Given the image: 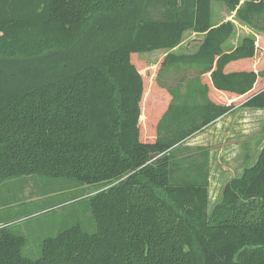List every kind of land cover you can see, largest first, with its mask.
<instances>
[{"label":"trees","instance_id":"trees-1","mask_svg":"<svg viewBox=\"0 0 264 264\" xmlns=\"http://www.w3.org/2000/svg\"><path fill=\"white\" fill-rule=\"evenodd\" d=\"M211 1L0 0V185L40 175L70 189L0 215V264H264V146L210 209L207 149L179 153L232 105L264 109V48L246 36L225 51L234 25L213 26ZM219 1L264 29V0ZM187 30L203 34L194 53L168 52L148 76L133 61ZM179 65L197 72L176 100L158 75ZM83 200L93 231L74 222L25 253L21 217Z\"/></svg>","mask_w":264,"mask_h":264},{"label":"rangeland","instance_id":"rangeland-1","mask_svg":"<svg viewBox=\"0 0 264 264\" xmlns=\"http://www.w3.org/2000/svg\"><path fill=\"white\" fill-rule=\"evenodd\" d=\"M221 5L226 6L225 3L212 1V20L215 21V16L219 14ZM235 16L237 17L236 13ZM226 20L231 21L229 19ZM238 21L237 23L241 21L246 26L236 27V34L233 38L234 43H240L244 37L251 36L255 38V42L261 51L264 48V29L253 27L241 19ZM258 25H264V14L260 18ZM201 41V35L187 30L183 33L182 41L176 48L174 47L171 50L157 49L140 53L133 61L138 63L139 67H143L142 71L146 76L154 75L156 64L163 59L166 53L172 52L177 55L194 53ZM196 72L197 70L184 65L164 67L158 75V80L170 88L174 96L176 94V100H178L180 97L178 94H182V89L185 87L184 83L187 81L184 78L194 77ZM236 112H230L226 115V124L224 125L221 122L218 132H216V127H213L212 132L208 133L209 135H214L210 146L207 142L208 136H200V138L198 136L199 140L186 139L185 143L187 140L188 142H193L189 146L184 145V142L179 144L181 149L179 153L182 152L186 156L191 152H195L197 147H202L194 143L201 145L206 143L205 146L209 150L207 155L209 209L219 203L221 196L225 193V184L228 180L239 175L244 166L256 163L258 154L264 146V109L252 111L243 108ZM215 136L217 140L214 139ZM182 147H184L183 150ZM99 187L98 185H85L83 189L85 193L91 194L94 190H98ZM69 190L66 181L53 180L40 175L23 176L7 180L0 185V206L9 202L11 204L1 206L0 215L4 216L5 213H14L20 210H27V208L34 210L55 204L65 196H68ZM29 193H31V198H26ZM74 222H80L88 231L94 230L85 200L82 202L70 201L64 204H56L45 211H38L37 213L21 217L18 228H21L27 236L28 244L33 248L31 252L25 251V253L33 258L37 257L39 244L44 237L51 236L59 228Z\"/></svg>","mask_w":264,"mask_h":264},{"label":"crops","instance_id":"crops-1","mask_svg":"<svg viewBox=\"0 0 264 264\" xmlns=\"http://www.w3.org/2000/svg\"><path fill=\"white\" fill-rule=\"evenodd\" d=\"M213 1V0H212ZM212 1H211V13H212ZM215 1H219V0H215ZM219 2H222V4L224 3L223 1H219ZM226 5V4H225ZM227 6V5H226ZM226 6H224V5H221V7H219L220 8V10H219V14L218 15H216L215 16V21L214 20H212L211 19V23L213 24V26H215V25H217L218 23H220V22H222V21H224V20H226V19H229V20H231L232 22H233V24H234V33H233V36L224 44V49H225V51H228V50H230V49H232V48H234L238 43H234V41H233V38H234V36H235V34H236V27H238V26H240V27H243V25L244 26H246L244 23H242L241 21H240V19L239 18H237L236 16H235V12H234V10H231L228 6L226 7ZM216 20H218L217 22H216ZM240 22H239V21ZM237 21L239 22V23H237ZM197 34H199V35H201L202 36V38H203V34H200V33H197ZM176 48V47H175ZM174 49V48H173ZM184 79H186L187 81L189 80V81H195L196 82V79H194V77H189V78H184ZM182 80V79H181ZM206 81V78H203L202 79V82L204 83ZM180 82V81H179ZM201 84V83H200ZM184 89H182L183 91H182V94L181 95H183L184 94V92H185V89H186V87H183ZM195 88H196V86H195ZM233 95H229V94H226L225 93V95L224 96H222V102H224V104H228V102L230 103V99H232L233 97H232ZM183 100V98L181 99V101ZM202 101V99H201V97L200 96H197V97H189L188 99H187V102H188V104H190V105H195V104H197L198 102H201ZM246 109V110H256V109H253V108H249V107H243L242 106V102L241 103H237V104H234V105H232L231 106V108H230V110L229 111H227L226 113H224L223 115H221V116H219L218 118H216L215 120H213L211 123H209L207 126H205V127H202L200 130H198L197 132H195L193 135H191L190 137H189V139L188 140H190L191 138H193V139H195V140H199V138H200V136H208V139H207V142H208V144H209V146L212 144V140H213V136L214 135H209L208 133L209 132H212V128L213 127H216V132H218V129L220 128V123L221 122H223V124L225 125L226 124V121L225 120H227L226 119V115H228L230 112H235V111H237V112H239L240 110H242V109ZM236 112V113H237ZM226 130V129H225ZM197 133H199V134H197ZM198 136H199V138H198ZM214 139H216L217 140V137L215 136L214 137ZM188 140H187V142L185 143H183L184 145L186 144L187 146H189V145H192L193 144V142H188ZM194 144H197L198 146H202V147H207V146H205L206 145V143H204V144H198V143H194ZM207 149V148H206ZM207 151H209L208 149H207Z\"/></svg>","mask_w":264,"mask_h":264},{"label":"water","instance_id":"water-1","mask_svg":"<svg viewBox=\"0 0 264 264\" xmlns=\"http://www.w3.org/2000/svg\"><path fill=\"white\" fill-rule=\"evenodd\" d=\"M155 156H156V153H152V154L150 155L151 158H153V157H155Z\"/></svg>","mask_w":264,"mask_h":264}]
</instances>
